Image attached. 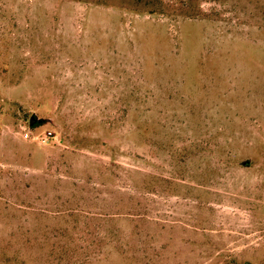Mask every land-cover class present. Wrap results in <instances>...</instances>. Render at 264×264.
<instances>
[{
	"label": "rangeland",
	"instance_id": "1",
	"mask_svg": "<svg viewBox=\"0 0 264 264\" xmlns=\"http://www.w3.org/2000/svg\"><path fill=\"white\" fill-rule=\"evenodd\" d=\"M0 264H264V0H0Z\"/></svg>",
	"mask_w": 264,
	"mask_h": 264
},
{
	"label": "built area",
	"instance_id": "2",
	"mask_svg": "<svg viewBox=\"0 0 264 264\" xmlns=\"http://www.w3.org/2000/svg\"><path fill=\"white\" fill-rule=\"evenodd\" d=\"M32 129L29 127L27 130H24L23 136L24 138H30L40 141L41 143H45L49 141L53 137V133L51 131H48L44 135H38V134H32Z\"/></svg>",
	"mask_w": 264,
	"mask_h": 264
},
{
	"label": "water",
	"instance_id": "3",
	"mask_svg": "<svg viewBox=\"0 0 264 264\" xmlns=\"http://www.w3.org/2000/svg\"><path fill=\"white\" fill-rule=\"evenodd\" d=\"M41 119L36 118L34 115H32L29 119V126H33L35 123L39 122Z\"/></svg>",
	"mask_w": 264,
	"mask_h": 264
},
{
	"label": "trees",
	"instance_id": "4",
	"mask_svg": "<svg viewBox=\"0 0 264 264\" xmlns=\"http://www.w3.org/2000/svg\"><path fill=\"white\" fill-rule=\"evenodd\" d=\"M42 121H44L43 119H41L39 122H37V123H35L33 126H31L32 128L35 126V125H37L38 123H40V122H42Z\"/></svg>",
	"mask_w": 264,
	"mask_h": 264
}]
</instances>
